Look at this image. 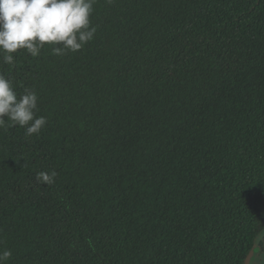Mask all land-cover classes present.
<instances>
[{"label":"trees","instance_id":"16d2710c","mask_svg":"<svg viewBox=\"0 0 264 264\" xmlns=\"http://www.w3.org/2000/svg\"><path fill=\"white\" fill-rule=\"evenodd\" d=\"M90 19L82 50L0 66L47 119L0 129L5 264H243L264 227V0H97Z\"/></svg>","mask_w":264,"mask_h":264},{"label":"clouds","instance_id":"9594fccd","mask_svg":"<svg viewBox=\"0 0 264 264\" xmlns=\"http://www.w3.org/2000/svg\"><path fill=\"white\" fill-rule=\"evenodd\" d=\"M111 2V0H109ZM97 0H0V66L15 69L14 54L24 50L33 58L40 56L45 45L57 56L76 53L93 41L97 27L91 16ZM21 87L22 92H17ZM38 94L32 87L19 84L0 73V129L21 127L26 136L39 134L46 125L44 116H36ZM57 172L40 171L38 182L54 183ZM264 261V227L253 239ZM12 257L10 249L0 250V264Z\"/></svg>","mask_w":264,"mask_h":264},{"label":"water","instance_id":"95a60500","mask_svg":"<svg viewBox=\"0 0 264 264\" xmlns=\"http://www.w3.org/2000/svg\"><path fill=\"white\" fill-rule=\"evenodd\" d=\"M254 247L248 252L244 258L243 264H257V255L253 253Z\"/></svg>","mask_w":264,"mask_h":264},{"label":"rangeland","instance_id":"374dc122","mask_svg":"<svg viewBox=\"0 0 264 264\" xmlns=\"http://www.w3.org/2000/svg\"><path fill=\"white\" fill-rule=\"evenodd\" d=\"M253 253L256 254V255H258V254H259V250H258V249H253ZM258 257H259V256H258ZM258 257H257V262H256L257 264H258V262H259V261H258V260H259Z\"/></svg>","mask_w":264,"mask_h":264},{"label":"flooded vegetation","instance_id":"af4514ba","mask_svg":"<svg viewBox=\"0 0 264 264\" xmlns=\"http://www.w3.org/2000/svg\"><path fill=\"white\" fill-rule=\"evenodd\" d=\"M260 252H261V250H260ZM258 256H259V255H258ZM258 258H259V260H258V261H259L258 264H264V261H262L261 256H259Z\"/></svg>","mask_w":264,"mask_h":264}]
</instances>
